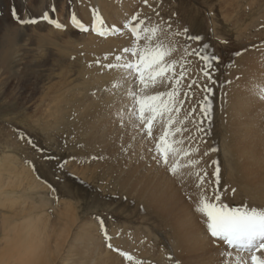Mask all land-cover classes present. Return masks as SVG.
<instances>
[{
  "label": "rangeland",
  "instance_id": "obj_1",
  "mask_svg": "<svg viewBox=\"0 0 264 264\" xmlns=\"http://www.w3.org/2000/svg\"><path fill=\"white\" fill-rule=\"evenodd\" d=\"M27 1L29 2L30 6H33V4H31L32 2L30 0H27ZM61 1H64V4H63L64 16L67 17V15H68V17H70V19H71V17L73 15H75V16L79 15L80 16L84 11L89 10V12L88 11L87 12L90 14H87V15L83 14V16L85 15L84 17L81 15L79 17L80 21L83 23H88L89 20L93 19L92 17H94L93 11L95 9V5L91 0H61ZM252 1L253 0H249V1L248 0H246V1L245 0H122V1H120V0H115V1H113V0H111V1L110 0H98V2H97L98 10L100 11V13H104L106 15V18L104 17V20H103L104 23L109 22V21H111V22L114 21L115 22L114 24H117V22H119L118 25L120 27L121 26L122 27L120 28L118 26L119 28H117V31L118 32L121 31L120 33H118L116 31V32L107 33L106 35L101 36V35H98L94 32H92V33L90 31L89 32L88 31L87 32H80L78 29H75V31H72V32H74V34H73L69 31L67 32V30L62 29V28L60 30L58 29L59 31H57V28H55L53 25H49L48 27L52 28V26H53L55 28L54 31L55 32L57 31V33L46 34V32L42 31L44 33L43 34L42 32H40V34L42 33V35H41L42 38H44L43 36L46 34L45 38L42 39V42H33L32 45L30 44L29 47H26L27 49L31 50V52H29L30 54L27 53L29 50L28 51L23 50L25 52V56L26 55H29V56L31 55V56L30 57L29 56L28 57L23 56L24 61L23 60L19 61V59H20L19 57H18V59L16 58L17 61H14L13 66H14V68L15 67L16 68L14 70V73L12 74L13 76L11 75L12 76L11 78L13 79L11 82L12 85H10L7 89L4 90L6 92L5 96H7V94H9L10 98H11V96L16 97L17 92L15 93L13 90H15L16 88H19L21 85H23L22 82L24 79H26L25 78L26 74H24V75L21 74V73H23V69H22L23 66H26L27 63H29V65H30L33 62L35 63V61L36 62L39 61L43 65L42 69L45 72L43 71L44 74H41L42 76H37V78L35 77L34 80L33 79L30 80V84H31L30 87L34 88V92L32 95L34 97L33 100L34 101L36 100V102H38V101H40L39 99L42 100L43 96L45 95L44 97L47 98L46 102H50L49 97H48L49 92H50V95H52V94L59 95L60 92L64 89L65 91L63 90L64 92L62 91L63 93L62 92L61 93L63 94V99H65V100L60 101V104L58 102L57 103L52 102V103H54L55 105L59 104L58 107L61 106L59 109V111H60L59 113L64 111L65 114L69 115V116H67L66 119L61 120L62 122L60 120H58L56 122L52 121L53 119L51 117L48 118V116L46 115L47 112H45L44 117L40 116L42 118L40 119V117H38V119H37L36 114L44 113V111L46 110L45 108L38 109V108H34V107L25 106L24 108L20 109L21 107L18 105V102H16V100L11 102V99H9V98L5 99V96H3L2 94L0 95V167H3V168H0V173L2 172L1 174L5 175V173H6V175H8L9 172L15 173V171H16L15 169H17L18 171L21 172L20 175L23 176V178H24L25 172L28 173V175L27 174L25 175L24 180H27L26 176H29V178L32 179V181L34 183H36L37 185L40 186V188L37 187V189L41 192L42 198H44L45 201L49 200L48 205H45L40 201V199L36 195L35 191H25V189H24V191H25L24 193L26 196V204L28 205V207H30V209H32L31 214L35 215L37 218L41 217L40 221H38V224L40 225L39 228L38 227L35 228L34 225L32 226L33 227L32 228V234L33 235L35 234L34 236H36V233H37V235H38L37 239L40 237L39 240H42V236L44 237V235H46V236L48 235L49 244L51 242L53 243V239L54 240L56 239V237L54 238V236H56L54 233H56V232L59 233L60 230L63 229V225L64 226L67 224L70 225L72 223L73 226H72L71 232H73V233H74V231L75 232L79 231L78 226H80V231L82 233L83 232L84 233L89 232V230L87 229V227L89 226L88 228L89 229L91 228L90 229L91 233L95 234V236L98 239L100 237L101 241L99 242V245H101L102 250L107 251V250H110L108 247V244L111 243V240L105 239L103 231L101 230V227H100V221L102 220L104 223V230L107 232V235L110 238H112V239L114 238L113 240H115L116 237L118 238V236H124V234H126V235L128 234L127 237L128 236L130 237L131 235L133 237L136 236V237H134L137 239V240L135 239L136 245L133 246V250L135 249L134 252H136V253L133 252L130 254L133 257V262H135L137 259H139V261L142 264L141 259H144V258L140 256L139 252L140 251L142 252V250L146 249V251L144 250V252H142V253H145L146 261L148 259L149 263H150V261L152 262L151 264H153V263L157 264L156 260L153 259L154 256H157L158 259L157 258L156 259L160 260L161 264H166V262H167L166 258L167 257L169 258L168 259L169 264H170V262H173L172 264H177L176 263L177 259L179 260L178 262L180 264H184L185 261H186L185 264H188V263L192 264V262L195 264H197V263L198 264H202V263L203 264H222L223 258L221 259V256L217 257V259L212 258V260L210 259V261H208L206 259V262L200 261L201 263H199L198 262V258H200L199 256L198 257L195 256V259H194L192 254H189L190 255L189 259H191V260L193 259L194 261H190L189 259L187 261V259H186V256H188L187 250L181 251L180 248L182 247V245L180 246V245H178V243H174V242L171 243L170 242V228L168 227L167 223L164 225V223L158 221L157 220V218H158L157 214H154L151 211L152 209L148 208V209H150V210H148L145 207V205H143V204H147V200L145 199V196L149 192H151L152 189L158 188L157 186L158 185L160 186L159 183L167 182L169 184L168 186H170V176L169 175H171V177L173 179L176 177L174 179L177 181L176 184H180L183 186L184 182H186L185 167H184V162L182 161L183 157H187V155L184 154L185 152L187 153V149H188L187 148V137H186L187 136L186 135L187 130L186 129H187L188 120L191 117L196 118V116H195L196 115V109L193 110L195 113L193 111H190V107L188 105L190 103H187L188 97L184 95V92H186L184 89V85H185L184 80L185 79L183 80L184 82L182 81V86L180 89L181 90L180 92L182 95L180 94V96L178 98L180 101H183V103L177 104V107L180 108V112H179V114L176 113V115L174 113L177 123H175L172 126L173 128L180 127L182 130L181 132L176 133V135L174 137H172V139H175L177 141H183V143L177 144V147L182 149L180 155L175 157L174 160H172L174 162H177L179 165L177 168V172L180 173V176L178 177L180 179L179 180V179H177L176 175L170 174L164 166L158 165L157 162L153 159V155L155 154L156 138H158L163 133V127H162L163 125H161V123H154L155 126L153 127V133H155V132L156 133L155 134L152 133V138H148L147 135L145 133H143V131L141 130V129H143V126L138 124L139 122L135 119L134 115L129 112V108L132 106V102L129 100H128L129 101L128 102L126 100L127 98L125 97V89H126L127 85L124 86L121 101H120L121 92L117 93L116 95L114 93H110L114 89V88L111 89V84H112V80H111L112 78L111 77L113 75H111L109 73L110 71L108 72L109 68H107L106 65H108L112 61H114L115 57L117 55H115L116 54L115 52L112 53L114 51V48L112 47L113 50H111V48H109V46H110V44H109L108 47H107V45H105V47H107V49L109 48L111 50V51L110 50L109 51L112 54L110 52L106 53L105 51H108L106 49H104V53H105V56H107V54L108 55L114 54L113 55L114 59L112 58V61H111L109 56H107V57L104 56V59H101V58H103V55H104V53H102L103 48L101 49V47H102V45L104 47L103 43L105 40H106V42L107 41L110 42L109 40H111V42L114 43L115 41L113 42V40L119 39L121 42V40H124L122 38H127L128 41L131 40L129 43L127 41L123 42V44L128 43L126 46L128 47V45H129V47H130L132 45L133 41H132V38L131 39L129 38L128 32L124 31L125 29L123 28V25L134 14H138L141 19H146L147 22L149 23V25L159 23L161 25L166 26V25L170 24L173 31L179 30L181 32L183 31V29L187 28L190 35H198L202 38L201 41H199V42H188L191 44V47L198 48L201 45L206 44V45H208V47L206 50H204V54L214 55V56L219 58L218 62H215V61L213 62L212 74H213L214 81H216L215 82L216 84H214V83H212V84H214L213 87L217 88L218 90L216 89L217 95H215L214 100L211 97V101L213 100V102L215 101L216 104L220 105V107H219V105H215V107L216 106H217L216 108L219 107L218 109L220 110V112L218 109H217V112H219L218 114L222 118V121H226V119H225L226 116H223L220 113L223 110V106L226 104V100H228V97L239 87V83H241L242 77H241V75H239L240 72L238 73V71H240V67H241L240 62L246 61V63H243L244 67L245 66L248 68L252 67L251 70L256 68L255 71L258 69L264 71V59H263L264 58V56H263L264 55V38L259 36V35H262L260 33V31L264 29V21L262 19H259L256 22L250 20L251 19L250 15L252 14L251 9L254 6H255L254 9H257V6L263 2H261V0H258L257 2L253 3L254 1L253 2ZM259 2H261V3H259ZM121 3H124V4H121ZM6 4H7V0H6ZM52 4H56L58 7L60 6L58 4L57 0H42L41 8L42 9H44L46 7L50 8L52 6ZM111 4H114L115 6L117 5V7L112 6ZM251 4H253V5H251ZM121 5H123L122 7L125 6L124 7L125 9L122 8ZM110 6H111V8L115 7L114 9L117 8V11L114 10L113 8L111 9ZM103 7H104V11H102ZM250 7H252V8H250ZM99 8H101L102 10ZM118 9H119V11H118ZM117 12H119V14ZM65 13H66V15H65ZM107 13H109V14H107ZM111 13L112 14L114 13L113 15L114 16L117 15V16L114 17ZM120 13H121V15H120ZM123 13L125 15L122 16ZM128 13H129V15H127ZM52 16L54 19H56L55 12L53 13ZM127 16H128V19H127ZM258 16L259 15H257V14L255 15L256 18ZM86 17H88L87 18L88 20L86 19ZM119 17L120 18L123 17V18L120 19ZM85 19H86V21H85ZM63 20H64V17L61 18L62 22H63ZM105 20H106V22H105ZM119 20L120 21L123 20V22H120ZM109 23L108 24L106 23V25H109ZM114 24H110V25H114ZM255 25H258V26L255 27ZM21 28H24V27L22 26ZM25 28H27V25L25 26ZM63 28H66V25L63 24ZM88 28H89V26H88ZM58 32H60V34ZM65 32L69 34L68 35L69 37L66 36L67 34ZM106 32H109V31H106ZM123 32L124 33L126 32V33L124 34ZM77 34L79 35L78 37H76ZM55 35L58 37L54 38ZM64 35L66 36V38H64L65 37ZM125 35L127 37H125ZM89 36L91 38H94L92 40L93 41L95 40V41L92 42V40ZM46 37H49V38L46 39ZM59 37H61V38H59ZM70 38H71V40H70ZM79 38H82V39L79 40ZM113 38H115V39H113ZM51 39H54V40H51ZM127 39H125V40H127ZM174 39H176L175 41H177L176 45H175L176 54H174L175 53V51H174V53L172 54V56L170 58L175 59L178 62H179V59L181 61L182 59H185V58L189 59L191 62H201L199 59H197L195 57H191V58L185 57V52H184L185 40L181 36H177ZM46 40H49V41L46 42ZM58 40L60 43L57 42ZM69 41H71V42H69ZM99 41H100V43L102 42L100 48L97 47V46H99L98 45ZM84 42H85V44H84ZM90 42L93 44H91ZM106 42H105V44H106ZM116 42L118 43L119 41H116ZM35 43H36V45H35ZM66 43H68L67 46H65ZM69 43L72 46H70ZM40 44H41V46H45V48H49L48 50H46L49 53L48 52H46V53L48 55L51 54L50 57L47 56L45 51H44V54H46V55L43 56L44 55V54H42L43 52L40 51L42 49V47L39 50V52L41 54L38 51L35 52L37 49V45H40ZM62 44L64 45L65 49L62 47L63 46ZM54 45H56L55 48L53 47ZM76 45H78V46H76ZM50 46H51V48H50ZM57 47H59V48H57ZM78 47L80 50L78 49ZM85 47H87L88 50L89 49L91 51L94 50V52L91 53L90 50H89L90 51L89 52L87 50V48L85 49ZM91 47L93 48V50ZM96 48L100 49L99 54L102 56L101 58L98 57L100 55L98 54V49H96ZM56 49H58L57 52L54 51ZM79 51H81V52H79ZM100 51H101V53H100ZM58 52H59V54L61 53L60 57L62 56L63 53H67V54H63V55H67V56L61 57V60H59V59H57V57H55V56L59 55V54H57ZM86 52H87V55L89 58L86 57L87 56ZM32 53L34 56L32 55ZM90 53H91V55H90ZM252 53L254 54L253 57L255 56V58H254L255 60L254 59L252 60V58H253L251 55ZM96 54H97V56H96ZM40 55H42V56H40ZM52 55L54 58L52 57ZM118 55H121V53ZM122 55H124L123 52H122ZM244 55H246L247 57L245 58ZM91 56H92L93 60H92ZM242 56H243V58H242ZM43 57H45L46 59H44ZM47 57H49L48 58L49 60L47 59ZM51 57L53 58V60ZM66 57L67 58L69 57V58L67 59ZM110 57H112V56H110ZM41 58H42V60H41ZM58 58H59V56H58ZM63 58L64 59L66 58L67 60L64 61ZM249 58H251V59H249ZM256 58H257V60H256ZM43 59L45 62L43 61ZM55 59H56V61H54ZM242 59H244V60H242ZM261 59H263V60H261ZM30 60L31 61L34 60V61L30 62ZM100 60L101 61L105 60L104 64H103L104 66L101 65L103 62H101ZM250 60H252V61H250ZM58 61L59 62L62 61L63 63H59ZM69 61L73 62V63H70ZM94 61H96V62H94ZM109 61H111V62L108 63ZM248 61H250V62L248 63ZM116 62L117 61H115V63ZM256 62H259L258 64H260V65H257ZM91 63L94 65H92ZM190 63H188V64H190ZM48 64L52 65V66L50 67ZM74 64L76 67L74 66ZM188 64L186 65V68L188 67ZM60 65H62L61 68H60ZM68 66H69V68H68L69 70L67 68H65ZM96 66H97V69H96ZM18 67H20L21 69L20 68L18 69ZM62 67L64 68V70H63V75L65 74L64 76L62 75V71H61ZM103 67L105 69L107 68L108 70L106 69V71H105ZM257 67H259V68H257ZM94 68L97 70L98 73H96V70ZM16 69H18V70L16 71ZM50 69H51V71H50ZM58 69H60V70H58ZM65 70H66V72H64ZM70 70H72V71L69 72ZM98 70H100L101 72H99ZM25 71L28 72L27 69H25ZM18 72H21V73H19V75L21 74V77L18 76ZM59 72H61V73H59ZM105 72L109 73V74H105ZM101 73H102V75H100ZM87 75H88V79H87ZM236 75L238 76V78ZM60 76H62V77H60ZM91 76H92V78H89ZM15 77H17V78H15ZM19 77H20V79H19ZM51 77H52V79H51ZM70 78L72 79V81ZM93 78H94L95 82L92 81ZM109 78H110V80H109ZM5 79H6V77L4 78V81H5ZM35 80H36V82H35ZM43 80H46V81L43 82ZM4 81L0 79V83H1L0 89L2 88L1 90H3ZM91 81L94 82V84L98 81H101V82H98V84L96 83V85L93 86L91 84ZM102 81L104 82V84L102 83ZM229 82H230V84H229ZM27 83H28V80L25 84H27ZM100 84L102 86L103 85H105V86L110 85L109 87L103 86L102 91H99V93L105 94L107 91H109L107 93H110V94L109 95L106 94V95H108V96L112 95L110 98L113 97V99L115 100V102L111 103V105L107 104V103H105L104 106L102 105V104H104L103 100H104L105 96L98 94V91L94 89V87H96ZM50 85H52V86H50ZM54 85H57V86L59 85L58 86L59 91H57V87L55 88ZM62 85L63 86L65 85V86L62 87ZM228 85H229V87H228ZM84 86H85V88H84ZM209 86L211 88V84ZM230 86H232V88ZM25 87L23 90H25ZM48 87H49V89H48ZM51 87H52V90L50 89ZM61 87H62V89H61ZM69 87H71L72 89ZM225 87H226V89L229 90V92H228V90L226 91ZM234 87H235V89H234ZM91 88H92V90H91ZM45 89H46V91H45ZM103 89L105 91H103ZM150 89H153V90L150 91ZM156 89H158V90H156ZM167 90H168L167 87H165L163 85H159V86L157 85L155 87H150L147 90V92L149 91L148 94H150V95H155L156 93H158L160 91H167ZM51 91H53V92H51ZM75 91H77V93L80 94L81 97ZM85 93H87L90 97L88 98L87 94L85 95ZM218 93L220 96L218 95ZM68 94H71V95H68ZM83 94H84V96H83ZM93 94H95L96 97H95V95L93 96ZM65 95H68L70 97L73 95L74 98H72L73 96L71 98L70 97L67 98L68 96L65 97ZM82 96H83V98H82ZM91 96H93L94 98L93 97L91 98ZM99 96H101V98ZM102 98H103V100H102ZM215 98H218L217 101L215 100ZM68 99H70V100H68ZM98 99H101V100H98ZM73 100L76 102H73ZM96 100H97V103L95 102ZM116 100H118V102ZM125 100L127 101V105L125 104L126 103ZM185 100H187V101H185ZM64 101H66V102H64ZM113 101H111V102H113ZM124 101H125V103H124ZM77 102H79V103L76 104ZM119 102L124 104V105L121 106V104ZM88 103H89V105H88V107H86ZM66 104H68V105L66 106ZM80 104L81 105L83 104V106H81ZM96 104L99 106H97ZM113 104H115L114 105L115 107L112 106ZM84 106L86 108H84ZM104 107L106 109H103ZM107 107H109V108H107ZM80 108L81 109L84 108V110L82 109L83 110L82 111ZM121 108H123V109L120 111H124L123 112L124 113L123 121L121 120V117L118 115V111ZM33 110L35 111V113ZM80 110L82 112H79ZM189 113H191V115H189ZM125 114H126V116H125ZM26 116H27V118H26ZM46 116H47V118H46ZM44 118H46V119L44 120ZM126 118L128 119V121ZM50 119H52V120H50ZM207 120L208 119H205V121H207ZM179 121H184V122L179 123ZM263 121H264V119H263ZM263 121L261 124H264ZM129 122H131L133 124H130ZM41 124H43V125H41ZM128 124H130V126ZM259 125L260 124L258 123V126ZM134 128H135V130H134ZM211 129L213 130L214 128H211ZM212 130L207 131L206 143L209 142L210 140H214V141L209 142L208 150H210V153H209L208 157H217L218 153H217L216 149H218V147H219L220 136H218L217 131H215V130L212 131ZM135 131L138 133H136ZM213 132H214V135H213ZM209 133H210V135H209ZM212 135H213V138H212ZM209 137L211 139H209ZM29 140L31 141V143H29ZM216 140H217V142H215ZM196 141L194 142V145H195L194 151L196 150L195 152L198 151V146H197L198 142H196ZM5 144H7V145H5ZM9 146H10V148H9ZM214 148H215L216 152L214 151ZM224 148L227 149L228 144L227 145L224 144ZM8 150L11 152V154H10V152H8ZM6 152H8V153H6ZM170 157H169V159H170ZM8 158H10V159L8 160ZM5 159H6V161H5ZM172 161L170 160V162H172ZM6 165H7V167H6ZM4 170H6V171H4ZM18 171H17V173H19ZM22 171H24V172H22ZM26 182H28V180L25 181V183ZM13 188H8L7 190H13V192L15 191L14 193H17V194L21 190L20 193H22V188H18V189L16 187H13ZM149 188H151V190ZM146 190H147V192H146ZM156 191H159V190H156ZM32 192H35V193H32ZM182 195L183 196L185 195V191L182 192ZM0 198H4V197L2 196ZM1 200L2 201L4 200V202H1ZM1 200H0V205L5 204L4 205L5 207L0 206V213H1L0 214V216H1L0 220L5 219L6 223H7V220L11 219L10 220L11 223L12 222L17 223L16 225L13 223L16 226L15 228L17 230L20 229L22 226L18 223V217L14 214L13 208L12 209L8 208V205H6V203H5L6 198L1 199ZM183 200L186 201L185 198H183ZM66 203L68 205H66ZM70 204L72 206H70ZM63 205H65V207ZM234 205H237V204H234ZM68 206H69V208H68ZM230 206H233V204H230ZM64 208L66 209L65 212L67 214V217L63 218V220L62 219L60 220V219H58V216H59L58 213L60 211L59 209L62 210ZM5 217L6 218L8 217V218L6 219ZM44 219L46 221H48V224L46 221H44ZM56 219H58V220H56ZM67 219H68V221H67ZM9 220H8L7 224H9ZM43 221L46 222V224H44ZM40 222H41V224H40ZM74 222H76V224ZM52 223H54V224L52 226H50ZM60 223L63 225H60ZM1 224L2 223L0 221V228H1ZM43 224L46 225V226H44V228L45 227L47 228L49 226H50V228L54 227L55 232L53 233L54 229H52V228H51V230L49 229L50 231H48V229L46 230V228L43 229ZM57 224L62 226V229H60L61 228L60 226H59L60 228H58ZM17 225H19V228ZM37 225L35 224V226H37ZM41 225H42V227H41ZM54 225L56 226V228ZM90 225H91V227H90ZM11 227L14 228L13 225ZM40 228H42L41 232H40ZM121 228L123 229V232H122ZM16 229H15V231H17ZM56 229L59 231H57ZM35 230H37V231H35ZM66 230H68V227ZM111 230H112V232H111ZM80 231L78 232L79 234H81ZM34 232H36V233H34ZM48 232H50L51 234H48ZM114 232H115V234H114ZM110 233H112L113 235H111ZM52 234H54V236ZM129 234H131V235H129ZM68 235H69V233H68ZM49 236H50V238H49ZM10 237H11V235H10ZM44 238L46 239V242H47V237H44ZM1 239L5 240L4 242H6V243L10 242L9 239L4 238L3 236L1 237V231H0V240ZM173 243H174V245H173ZM137 244L142 245L141 247H143V246L145 247V248L143 247L142 249H140V251L138 253H137V250L139 249L138 247H140V245L137 247ZM175 244L177 245V247ZM171 246H173L174 248ZM183 247L181 249H183ZM0 248H1V250H0V252H1L0 253V264H9V262H7V261H10L12 258L11 255H8L6 253V251L9 249L7 248V250L4 251V244L3 245L1 244ZM31 248H32V251L28 250V253L30 254V257L28 254L29 258H32L34 254L35 255L37 254V252H35V251H37V249L35 247H31ZM184 249H185V247H184ZM172 250H174V254H173ZM179 250L181 253L179 252ZM183 251H185V252L183 253ZM59 252L62 253L61 250ZM31 253H33V255H31ZM156 253H157V255H156ZM178 253H180V254H178ZM158 254H159V257H158ZM161 254L163 255V257ZM176 254H178V255H176ZM43 255H45V254H43ZM150 255L153 257L152 259L154 261L151 259ZM8 256H10V257H8ZM92 256H93V254H92ZM120 256L121 255H119L118 257L121 258L122 261L125 260L127 263L129 262L125 259V257H123V256L120 257ZM46 257L50 258V255H48ZM84 257L88 258L87 260H90V257H86V255L80 256V255H78L77 252H74L73 256H71L72 263H70V264H75V263L76 264H83L84 262H82V259ZM170 257L172 258V261H170L171 260ZM179 257H180V259H183V260H181V261H184L183 263L180 261ZM3 258H4V260H3ZM51 258L53 259V257H51ZM196 258H197V260H196ZM5 259H7V261ZM37 259L42 260L39 257H37ZM74 259L78 260V261L77 262L73 261ZM102 259H103V257L98 258V260H102ZM134 259H135V261H134ZM165 259H166V262H165ZM98 260H96V261H98ZM199 260H201V258ZM133 262H130L129 264H131V263L133 264ZM149 263L147 262V264H149ZM53 264H59V260H58V262H57V260H55Z\"/></svg>",
  "mask_w": 264,
  "mask_h": 264
},
{
  "label": "bare ground",
  "instance_id": "obj_2",
  "mask_svg": "<svg viewBox=\"0 0 264 264\" xmlns=\"http://www.w3.org/2000/svg\"><path fill=\"white\" fill-rule=\"evenodd\" d=\"M30 1L32 2V3L31 2L30 3L33 4V6H30L29 5V2L27 0H7V4H6V0H0V79L4 81V78L6 77V79H5L4 83H3L4 84L3 90H1L2 88L0 89V95L2 94L3 96L6 95V92L4 90L7 89L10 85H12L11 82H12L13 79L11 77L13 76L12 74L14 73V70L16 68V67L14 68V66H13L14 61H17L18 57L20 58L19 61H22V60L24 61L23 56H25V52L23 50H27V51L29 50L27 53L31 52V50L30 49H27L26 47H29L30 44L32 45L33 42H42V39L45 38V35L46 34L57 33V31L60 30V29L59 30L57 29V31L55 32L54 31L55 28L53 26H52V28H49L48 27L51 24H49L48 22L43 21L42 19H40L45 13H48L50 19H53L56 22L60 23L62 25V29L67 30V32L69 31V32H71V33L74 34V32H72V31H75V29H76L71 24L70 17H68V15L66 17L63 14V11H64V8H63L64 1L57 0L58 4L60 5L59 7L56 4H52V6L50 8L46 7L44 9L41 8L42 0H30ZM91 1L95 5V9L93 11L94 12V17H97L98 16L101 20H104V17L106 18V15L104 13H100V11L98 10V6H97L98 0H91ZM113 1H115V0H113ZM120 1H122V0H120ZM253 1L252 2L255 3L258 0H253ZM261 2H263V3H261ZM261 2H259V3H261L260 5H258L259 7L256 5L257 6V9H254L255 6L253 8L250 7V8H252L251 9L252 10V12H251L252 14L250 15V18H251L250 20L251 21H255L256 22L259 19H262L264 21V0H261ZM121 4H124V3H121ZM111 5L112 6H115L114 4H111ZM251 5H253V4H251ZM122 6L123 5H121V7ZM115 7H117V5ZM115 7H112V8L114 9ZM124 7H122V8H124ZM53 8L55 9V11L52 10ZM110 8H111V6H110ZM99 9H101V8H99ZM102 9L101 10L104 11V7ZM13 10L16 11L19 19H36L38 22L36 24H27V28H25L26 25H21L18 22L17 19H14L13 18V15H12ZM114 10L117 11V8L114 9ZM87 11L89 12V10H86L81 15L83 16V14H86V15L87 14H90ZM118 11H119V9H118ZM54 12H55L56 19H54L53 16H52ZM109 13H107V14H109ZM117 13L119 14V12H117ZM256 14L259 15L257 18L255 17ZM65 15H66V13H65ZM120 15H121V13H120ZM123 15H125V14L123 13L122 16ZM127 15H129V13ZM80 16L79 15L76 16L78 20H80V18H79ZM116 16H114V17H116ZM62 17H64L63 22L61 21V18ZM94 17H92V18H94ZM87 18L88 17H86V19ZM122 18H120V19H122ZM86 19H85V21H86ZM127 19H128V16H127ZM123 20L122 21L119 20V21L120 22H123ZM92 21H93V19L92 20H89L88 23H84V25L86 27L89 26V31L91 33L93 32V31H91ZM105 22H106V20H105ZM109 22H106L107 24L109 23V25H106V23H104L105 30L106 31H109V32H106V34L107 33H113V31H111V28L115 27L117 29V28L120 27L118 25L119 22H117V21H116L117 24H114L115 23L114 21H112V22L109 21ZM63 24L66 25V28L67 29L66 28H63ZM110 24H114V25H110ZM22 26L24 28H21ZM257 26L258 25H255V27H257ZM98 27H99V25H98ZM42 31L46 32V34L43 36L44 38H42V36H41L42 33H43ZM124 31H127V30L125 29ZM40 32H42V33L40 34ZM80 32H82V31H80ZM120 32H118V33H120ZM58 33L60 34V32H58ZM260 33L262 35H259V36L264 38V29L261 30ZM66 34H67L66 36L69 37L68 36L69 34L68 33H66ZM128 35H129V38L131 39L130 33H128ZM66 36L64 38H66ZM78 36L79 35L77 34L76 37H78ZM55 37H58V36L55 35L54 38ZM125 37H127V36L125 35ZM48 38L49 37H46V39H48ZM59 38H61V37H59ZM80 39H82V38H79V40ZM92 39H94V38H91V40ZM113 39H115V38H113ZM122 39H124V40H121V42H120L119 39L113 40V42L114 41L115 42L116 41H119L120 43L119 42L118 43L117 42L116 43L115 42L112 43L111 40H109L110 42H108V41L106 42V40H105L104 43H103L104 44V47H105V45H107V47H108L109 44H110L109 48H111V50H113L112 47L114 48V51L112 53L115 52L116 53L115 55H118V54L121 53V55H122V50L125 47H127L126 45L131 41V40L128 41L127 38H122ZM125 39H127V40H125ZM51 40H54V39H51ZM70 40H71V38H70ZM47 41H49V40H46V42ZM94 41L92 40V42H94ZM124 41H127L128 43L127 44H125V43L123 44ZM57 42H59V40ZM69 42H71V41H69ZM105 42H106V44H105ZM67 44L68 43H66L65 46H67ZM84 44H85V42H84ZM91 44H93V43H91ZM101 44H102V42L100 43V41H99V44H98L99 46H97V47L100 48ZM35 45H36V43H35ZM69 45H70V43H69ZM55 46L56 45H54L53 47L55 48ZM70 46H72V45H70ZM76 46H78V45H76ZM41 47H42V49L40 50ZM62 47L64 48V45ZM104 47H103V45L101 47V49L103 48V51L101 50L102 53H104V49L108 50V51H105L106 53H108V52L111 51L109 48L107 49V47H105V48ZM128 47H129V45H128ZM50 48H51V46H50ZM57 48H59V47H57ZM86 48L87 47H85V49ZM48 49L49 48H45V46H41V44H40V45H37V49H36L35 52H37V51L39 52V50H40V51L43 52L42 54H44V51L46 53V52H48V51H46ZM78 49H79V47H78ZM96 49H98V48H96ZM57 50L58 49H56L54 51L57 52ZM87 50H88V48H87ZM92 50H93V48H92ZM99 50L100 49H98V54H99ZM101 51H100V53H101ZM59 52L57 54H59ZM79 52H81V51H79ZM87 52H86V55H87ZM92 52H94V50L91 51V53ZM91 53H90V55H91ZM253 53L251 54L252 57L255 54V53L254 54ZM46 54H44L43 56H45ZM60 54L58 55L59 58H58V56H55L59 60H61V57L67 56V55H63V54H67V53H63L61 57H60ZM174 54H176V51H175ZM32 55H33V53H32ZM50 55L47 54V56H49V57H50ZM113 55H108L107 54V56H109V58L111 59V61H112V58L114 59ZM28 56L29 55H26L25 57H28ZM40 56H42V55H40ZM96 56H97V54H96ZM104 56H105V53L103 55V58H101L102 57L101 55L98 56V57H100L101 59H104ZM107 56H105V57H107ZM110 56H112V57H110ZM244 56H245V58L247 57L246 55H244ZM49 57H47V59ZM52 57H53V55H52ZM86 57L89 58L88 55ZM43 58L46 59L45 57H43ZM53 58H52V60H53ZM66 58L65 59L63 58L64 61L67 60L69 57L67 59ZM91 58H92V56H91ZM242 58H243V56H242ZM254 58H255V56L252 58V60ZM44 59H43V61H44ZM249 59H251V58H249ZM263 59H261V60H263ZM41 60H42V58H41ZM92 60H93V58H92ZM242 60H244V59H242ZM252 60H250V61H252ZM256 60H257V58H256ZM32 61H34V60H32ZM32 61L30 60V62H32ZM54 61H56V59ZM62 61L61 62L58 61V62L59 63H63ZM104 61L105 60L101 61V62H103L101 64L102 66H104L103 65L104 64ZM111 61H109L108 63H110ZM115 61L116 60L112 61L111 63L114 64ZM179 61H180V59H179ZM250 61H248V63ZM94 62H96V61H94ZM259 62H256V64L257 65H260V64H258ZM70 63H73V62H70ZM240 63H241V67H240V71H238V73L240 72L239 75H241V77H242L241 83H239V87L235 91L233 90L234 92L228 97V100H226V104L223 106V110L220 113L223 116H226V118H225L226 121H222V118L218 114L220 112V110L218 109L220 107V105L219 104H216L215 101L213 102L215 95H217L216 94V89L217 88H214L213 87L214 84H216L215 83L216 81H215L214 84H211V90H212L211 93H210V103L212 105L211 115H210V118L207 121L203 120L202 123H201V116H202V114L199 111V106L203 102L204 95L207 94L205 92V88L206 87H210L209 86L210 84L208 83L207 79L205 78V76L201 72L202 62H191L190 64H188V67H187V76H186V78L184 80L185 81V83H184L185 84L184 85V89L188 93V95H187L188 101L187 100H185V101H187V103H190V104H188L189 107H190V111H193L194 109H196V115H195L196 118H192L190 116L191 118L188 120L187 129H186L187 130L186 131V135H187L186 136L187 137V148H188L187 149V157H183V159H182V161L184 162V167H185L186 182H184L183 186L180 185V184H176L177 181L174 180L176 177L173 179L171 177V175H169L170 176V186H168L169 184L167 182L159 183L160 186L158 185L157 186L158 188H155V189H152V190H151V188H149L151 190V192H149L145 196V199L147 200V204H143V205H145V207L147 209L148 208L152 209L151 211L154 214H157V216L159 218V219L157 218L158 221L164 223V225L167 223L168 227L170 228V242L171 243L172 242L178 243V245H180V246L182 245V247L183 246L185 247V249H184V247H183V249H181L182 248L181 247L180 250L181 251L182 250H185V251L187 250V255H188V256H186L187 261H188V259L190 257L189 254H192V256L194 257V259H195V256H197V257L199 256L201 258V260H199L200 258H198V262L199 263H201L203 261L206 262V259L208 261H210V259L212 260V258H216L217 259V257L220 256V252H221L222 248L224 247V246L216 247V246H214L210 242V237L207 234V230H206V223H205L206 218L203 216V214H201L198 211H196V208L198 206L199 200H200V198H201L202 195L203 196H206V197H208L210 199H214V191H218L219 194H220V196H221L222 202L225 203L228 206H230V204H233V206H245L246 205L249 208L255 207L257 209H264V124H261L262 121H263V119H264V98H261V93L264 92V71L259 70V69L255 71L256 68H254V67L256 65L253 67L254 69H252V70H251L252 67L251 68L250 67L248 68L246 66L244 67L243 63H246V61L245 62H240ZM92 65H94V64H92ZM49 66L51 67L52 65H49ZM61 66L62 65H60V68H61ZM69 66L68 67H65V68L68 69ZM74 66H75V64H74ZM19 68L20 67H18V69ZM42 68H43V65L39 61H37V62L35 61V63L33 62L30 65H29V63H27L26 66H23V68H22L23 69V73L18 72V76H20V77H21V74H23V75L26 74V77H25L26 79H24L23 82H22L23 85H21L19 88H16L15 90L12 89L15 93L17 92L16 97L11 96V98H10L9 97V94H7V96H5V99L6 98H9V99H11V102L16 100V102H18V105L21 107L20 109L24 108L25 106H27V107H34V108H38V109L45 108L46 110L44 109L45 110L44 113L36 114L37 119L40 116H43L44 117L45 116V112H47L48 114L46 113V115L48 116V118L51 117L53 120L52 119H50V120H52L54 122H56L58 120H60V121L61 120H64L69 115L68 114H65L64 111L61 112V113H59L60 112L59 109H60L61 106L58 107L59 104H60V101L65 100V99H63V94H62L65 91L64 89H63L64 91L62 90L63 92L61 91L62 93L60 92L59 95H54V94L50 95V92H49L48 93V97H49L50 102H46L47 98L44 97L45 95L43 96V99L42 100L39 99L40 101H38V102H36V100L35 101L33 100L34 97L32 95H33V92H34V88H31L30 87V85H31L30 84V80L31 79L34 80V78L35 77L37 78V76H42L41 74H44L43 73L44 70ZM257 68H259V67H257ZM18 69H16V71ZM25 69H27L28 72H26ZM51 69H50V71H51ZM96 69H97V66H96ZM106 69L104 68L105 71H106ZM58 70H60V69H58ZM63 70H64V68L62 67V70H61L62 71V75H63ZM112 70L113 69H109L108 70V72L110 71L109 73L111 75H113L112 77L109 75L112 78L111 79L112 80V84L113 85H119V87H113V85L111 84V89L112 88H114V89L110 93H114L116 95L117 93L121 92V98H120V101H121L122 100V95H123L122 93H123V90H124V86H126L127 83H126L125 80H123L121 78L122 77V72H123L122 69H114L113 71ZM71 71L72 70H70L69 72H71ZM98 71L101 72L100 70H98ZM64 72H66V70ZM19 73H21V74L19 75ZM59 73H61V72H59ZM96 73H98L97 70H96ZM109 73H106L105 72V74H109ZM100 75H102V73ZM20 77H19V79H20ZM60 77H62V76H60ZM15 78H17V77H15ZM89 78H92V76L89 77ZM237 78H238V76H237ZM51 79H52V77H51ZM87 79H88V75H87ZM27 80H28V83L25 84L27 82ZM109 80H110V78H109ZM44 81H46V80H43V82ZM71 81H72V79H71ZM92 81H94V78H93ZM92 81H91V84L93 86H95L96 83L98 84V82H101V81H98V82H96L94 84L95 81L94 82H92ZM35 82H36V80H35ZM102 83L104 84L103 81H102ZM189 84H191V88L190 89L188 88V85ZM229 84H230V82H229ZM50 86H52V85H50ZM54 86H55V88L57 87V91H59L58 90V86L59 85L58 86L57 85H54ZM64 86L62 85V87H64ZM85 86H84V88H85ZM103 86L106 87L108 85H106V86L103 85ZM103 86L100 84V85L94 87V89L98 91V94H100L99 91H102V87ZM24 87H25V90H23ZM62 87H61V89H62ZM228 87H229V85H228ZM230 87L232 88V86H230ZM69 88H71V87H69ZM48 89H49V87H48ZM50 89L52 90V87ZM225 89H226V87H225ZM234 89H235V87H234ZM91 90H92V88H91ZM151 90H153V89H150V91ZM156 90H158V89H156ZM227 90L228 89H226V91ZM45 91H46V89H45ZM103 91H105V90L103 89ZM51 92H53V91H51ZM75 92L77 93V91H75ZM107 92H109V91H107ZM107 92L105 94H100V95L105 96L104 100L102 98L103 103H104V104H102L103 106L105 105V103L111 105V103H114L115 102V100L113 99V97L110 98L112 95L108 96L110 93H107ZM228 92H229V90H228ZM86 94L87 93H85V95ZM106 94H108V95H106ZM68 95H71V94H68ZM68 95H65V97H67ZM78 95L81 97L80 94H78ZM94 95L95 94H93V96ZM218 95H219V93H218ZM74 96L72 98H74ZM83 96H84V94H83ZM83 96H82V98H83ZM87 96H88V98L90 97L88 94H87ZM93 96H91V98ZM69 97L70 96H68L67 98H69ZM95 97H96V95H95ZM99 97L101 98V96H99ZM211 97L213 98L212 101H211ZM218 98H215V100L217 101ZM68 100H70V99H68ZM98 100H101V99H98ZM126 100L128 101L129 99H126ZM111 101H113V102H111ZM116 101L118 102V100H116ZM125 101H124V103H125ZM127 101L125 103L126 105H127ZM52 102H56V103L58 102L59 104H56L57 105L56 106ZM64 102H66V101H64ZM73 102H76V101L73 100ZM79 102H77L76 104H78ZM95 102L97 103V100ZM120 104H121V106L124 105L122 103H120ZM67 105L68 104H66V106ZM88 105H89V103L87 104L86 107H88ZM114 105L115 104H113L112 106H114ZM215 105H219V107L216 108L217 106L215 107ZM81 106H83V104ZM97 106H99V105H97ZM86 107L84 106V108H86ZM105 107L103 109H106ZM84 108H82V109L84 110ZM107 108H109V107H107ZM122 109L123 108L119 109L118 112H120V110H122ZM217 109L219 110V112H217ZM81 110L79 112H82L83 111V110L82 111ZM34 113H35V111H34ZM175 115H176V113H175ZM47 116H46V118H47ZM125 116H126V114H125ZM26 118H27V116H26ZM41 118L42 117H40V119ZM46 118H44V120ZM127 121H128V119H127ZM129 123L130 124H133L131 122H129ZM258 123L260 124L259 126H258ZM263 123H264V121H263ZM130 124H128V125L130 126ZM41 125H43V124H41ZM211 128H214L213 130L217 131L218 132V136H220V138H219L220 139L219 147L216 145L218 147V149H216L217 150V153H218V156L217 157H208V155L210 153V150H208L209 142L210 141H214V140H210L209 142L206 143V141H207V131H209V130L211 131L212 130ZM134 130H135V128H134ZM136 133H138V132H136ZM155 133H153V134H155ZM209 135H210V133H209ZM213 135H214V132H213ZM213 135H212V138H213ZM210 137H209V139H211ZM195 141L198 142V145H197L198 146V151L197 152H195L196 150L194 151V147H195L194 142ZM215 142H217V140ZM224 144L225 145L228 144V148L227 149L224 148ZM5 145H7V144H5ZM9 148H10V146H9ZM216 150L214 148V151L215 152H216ZM8 152H10V151L8 150ZM8 152H6V153H8ZM10 154H11V152H10ZM6 159H5V161H6ZM9 159L10 158H8V160ZM170 160L172 161V160H174V158L173 157H170ZM6 167H7V165H6ZM0 168H3V167H0ZM217 168H219V173H217V171H216ZM15 170H14L15 173L14 172L12 173V172H9L8 171L9 172L8 175H6V173H5V175L1 174L2 172L0 173V197L3 196L4 198H6V201H5L6 205H8V208H10V209L13 208L14 214L18 217V223L22 226L20 229L17 230L15 228L16 227L15 225L17 223H14V222L11 223L10 222L11 219L10 220L8 219L9 220V224H7L8 223V220H7V223H6V220L5 219L0 220L1 223H2L1 224V228H0L1 237L3 236L4 238L9 239V241H10L9 243H6V242H4L5 240H2V239L0 240V245L1 244L2 245L4 244V251H6L7 248H8L9 250H7L6 253L8 255H11L12 256L11 260L9 259L10 261H7V259H5L7 262H9V264H53L55 260H57V262L59 260V264H70V263H72L71 256H73V253L74 252H77L78 255H80V256H85L86 255V257H90V260H87L88 258H85V257L82 259V262H84L85 264H129L130 263V262L127 263L125 260L122 261V259L119 258L118 256L121 255L120 254L121 252L129 253V255L134 252L135 249L133 250V246L136 245V241H135L136 238H134V237H136V236L133 237L131 234H129V235H131L130 237L129 236L127 237L128 234L127 235L124 234V236H118V238L115 236L116 237L115 240H113L114 238L113 239L111 238L110 239L111 240V243L110 244L112 245V247L109 248L110 250H107V251L106 250L105 251L102 250L101 245H99V242L101 241L100 237L98 239L95 236V234H92L91 231H90L91 228L90 229L88 228L89 226L87 227V229L89 230V232H86L85 231L86 233H84V232L82 233L80 231V226H78L79 231L81 232V234L78 233L79 231L78 232H75L74 231V233H73V232H71L72 226H73L72 223H71L72 225L71 224L70 225L67 224L65 226L60 223V225H63V229H62V226H60L59 224H57L58 228L61 227L60 229H62V230H60L59 233L56 232L57 234L54 233L55 232L54 227L53 228L51 227L52 229H54V231L53 230L52 231L56 235V236H54V234H52L54 236V238L56 237L55 240L53 239V243L50 241L51 243L49 244V242H48V235L47 236L44 235V237H47V242H46V239L43 236H42V240H39L40 237L37 239V237H38L37 233L34 232V233H36V236H34L35 234L34 235L32 234V228H33L32 226L34 225L35 228L36 227L39 228L40 225L38 224V221H40L41 217L40 218H37L35 215H32L31 214L32 209H30V207H28V205L26 204V196H25V193L24 192L25 191H35L36 192V195L39 197L40 201L43 204H45V205H48L49 200H46L45 201V199L42 198L41 192L37 189V187L40 188V186L37 185L36 183H34L32 181V179L29 178V176H26V179L28 180V182L25 183V181H27V180H24V178H25V175L26 174L28 175V173L25 172V175L23 174L24 175V178H23V176L20 175L21 172L18 171L17 169H15ZM4 171H6V170H4ZM17 171L19 173H17ZM22 172H24V171H22ZM175 175L177 176V179H179L178 177L180 176V173L177 172ZM217 176L219 177V184L218 185L216 184ZM13 187H16L17 189L18 188H22V193H20L21 190L18 192V194L17 193H14L15 191L13 192V190H7L8 188H13ZM24 189H25V191H24ZM233 189L235 191H233ZM156 190H159L160 192L159 191H156ZM184 191H185V195L183 196L182 195V192H184ZM35 192H32V193H35ZM146 192H147V190H146ZM4 198H0V200L1 199H4ZM183 198H185L186 201H184ZM1 202H4V200L3 201L1 200ZM234 204H237V205H234ZM4 205L5 204H2L0 206H4ZM66 205H68V204L66 203ZM63 206L65 207V205H63ZM70 206H72V205L70 204ZM68 208H69V206H68ZM150 209H148V210H150ZM59 210L60 211L58 213V215H59L58 216V219H60V220L62 219L63 220V218L67 217V214L65 212L66 209L64 208L62 210L61 209H59ZM58 219H56V220H58ZM68 219H67V221H68ZM44 221H46V220L44 219ZM41 222H40V224H41ZM46 222L48 224V221H46ZM46 222H44V224H46ZM74 223L76 224V222H74ZM35 224L36 225L38 224V225L35 226ZM44 224H43V229L46 228V227L44 228V226H46ZM53 224L54 223H52L50 226H52ZM10 225L11 226L13 225V227L17 231H15V229L12 228ZM17 226L19 228V225H17ZM50 226L47 227L46 230L48 229V231H50L51 230ZM41 227H42V225H41ZM67 227H68V230H66ZM90 227H91V225H90ZM55 228H56V226H55ZM41 229L42 228H40V232H41ZM35 231H37V230H35ZM57 231H59V230H57ZM111 232H112V230H111ZM122 232H123V229H122ZM68 233H69V235H68ZM48 234H51V233L48 232ZM110 234L113 235L112 233H110ZM114 234H115V232H114ZM10 235H11V237H10ZM49 238H50V236H49ZM174 243H173V245H174ZM139 245L137 244V247ZM141 246L142 245H140V247ZM31 247H35L37 249V251H35V252H37V254L36 255L35 254L33 255V253H31V255H33V257L32 258H29L30 257V254L28 253V250L29 251H32V248ZM140 247H138L139 249L137 250V253L144 246L141 247V248ZM171 247H173V246H171ZM176 247H177V245H176ZM0 250H1V248H0ZM60 250H61L62 253L59 252ZM144 250L146 251V249H144ZM144 250H142V252H144ZM180 250H179V252H180ZM172 251H173V254H174V250H172ZM185 251H183V253ZM142 252L141 251L139 252L140 256L145 259V260L144 259H141L142 260V264H147V262L149 263L148 259L146 261L145 253H142ZM42 253L45 254L46 256L50 255V258H47ZM134 253H136V252H134ZM180 253H178V254H180ZM28 254H29V257H28ZM92 254H93V256H92ZM178 254H176V255H178ZM156 255H157V253H156ZM8 257H10V256H8ZM37 257L41 258L42 260H38ZM51 257H53V259ZM100 257L101 258L103 257V259L102 260H98V258H100ZM150 257H151V259L153 258L151 255H150ZM158 257H159V254H158ZM162 257H163V255H162ZM156 258H157V256H154L153 259L156 260L157 264H161L160 260H157L158 258L157 259ZM166 259H167V262H166ZM166 259H165L166 264H169L168 263V259L169 258L167 257ZM170 259H171L170 261H172V258L171 257H170ZM179 259H180V257H179ZM221 259H222V257H221ZM3 260H4V258H3ZM96 260H98V261H96ZM137 260L139 261V259H137ZM181 260H183V259H180V261ZM189 260L190 261H194L193 259L192 260L189 259ZM196 260H197V258H196ZM73 261H76L77 262L78 260H75L74 259ZM134 261H135V259H134ZM178 261L179 260L177 259V261H176L177 264L179 263ZM181 262L183 263L184 261H181ZM151 263L152 262L150 261L149 264H151ZM172 263L173 262H170V264H172ZM185 263H186V261L184 262V264ZM133 264H134V262H133ZM153 264H155V263H153ZM188 264H191V263H188ZM192 264H195V263L192 262Z\"/></svg>",
  "mask_w": 264,
  "mask_h": 264
},
{
  "label": "snow or ice",
  "instance_id": "obj_3",
  "mask_svg": "<svg viewBox=\"0 0 264 264\" xmlns=\"http://www.w3.org/2000/svg\"><path fill=\"white\" fill-rule=\"evenodd\" d=\"M52 10L55 11L54 8ZM12 15L21 25L38 22L36 19H19L15 10ZM40 19L57 29L62 28L60 23L49 18L48 13ZM70 22L79 31H89V28L75 15L71 17ZM123 28L130 33L133 43L131 47H125L122 50L125 55L115 57L117 63H110L106 67L123 70L121 78L127 83L125 97L132 102L129 112L143 126V133L148 138H152L154 123L163 125V133L156 138L153 159L158 165L164 166L170 174L175 175L179 165L177 162H170L169 157L175 158L180 155L182 149L178 148L177 144L183 141L172 139L176 133L182 131L180 127L172 126L177 123L174 113L180 112L177 103H183L178 98L181 94L182 81L187 76L186 65L190 63V60L185 58L178 62L170 58L176 50L174 38L181 36L185 40V57H195L202 62L201 72L209 84L215 82L211 70L213 62H218L219 58L204 54V50L208 47L206 44L198 48L191 47L188 42H199L202 38L198 35H190L187 28L181 32L173 31L170 24L149 25L147 20L141 19L138 14L128 19ZM91 31L101 36L106 35L104 21L98 16L93 18ZM111 31L115 32L117 29L113 27ZM157 85H163L168 90L160 91L155 95L148 94L147 90ZM113 87H119V85H113ZM188 88H191V84ZM211 91L210 87L205 88L207 94L204 95L203 102L199 106L202 114L201 123L209 119L211 115ZM184 95L187 96L188 93L184 92ZM261 98H264V92L261 93ZM118 115L123 121V111L118 112ZM29 143H31L30 140ZM184 154L187 155L186 152ZM216 171L219 173V168ZM216 184H219L218 176ZM196 211L206 218V230L210 242L216 247L224 246L220 252L223 258L222 264H264V209L249 208L246 205L228 206L222 202L219 192L214 191V199L201 196ZM100 227L105 239L110 240L102 220ZM108 247L111 248L112 245L109 243ZM120 254L127 261H133V257L128 253ZM134 264H141V262L136 260Z\"/></svg>",
  "mask_w": 264,
  "mask_h": 264
}]
</instances>
